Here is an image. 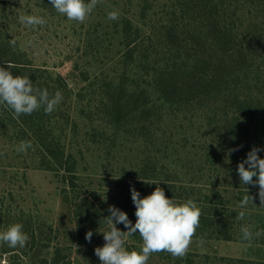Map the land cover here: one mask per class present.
Masks as SVG:
<instances>
[{"label": "rangeland", "instance_id": "1", "mask_svg": "<svg viewBox=\"0 0 264 264\" xmlns=\"http://www.w3.org/2000/svg\"><path fill=\"white\" fill-rule=\"evenodd\" d=\"M187 1L100 0L86 21L79 23L69 21L66 16L56 12L49 0H0V31L6 47L10 52L22 55L30 68L40 69L38 74L43 78H49L50 75L53 78L62 76L72 91L70 97L60 102V108L66 112L64 115L68 114L69 121L65 122L63 117L58 119L59 130L56 135H62L65 156L71 157L75 167L73 172H67L63 168L46 170L41 164L36 145H32L26 153H18L15 149L21 141L7 133H0V231L20 223L23 231L30 237L24 248L11 249L6 244H0V263L100 264L94 250L104 245L103 235L98 231H107L108 225L105 223L95 226L91 219H85L87 212L84 210L87 205L84 198L88 197L103 213L108 214L107 209L111 205L109 198L120 190L117 182L129 181L133 187L136 176L134 170L143 156V148L147 146L141 141L138 132L133 130V126L130 127L129 124L128 128L117 130V125L111 123L110 117L98 111L102 97L106 100V84L111 80L117 82L121 79L124 69L127 51L121 38L124 21L129 20L135 27H139L143 39L147 41L151 33L174 19L173 12L179 17V21H188V17L182 15L181 11L182 4ZM219 4L220 10L225 8L230 17L225 19L231 20L239 31L246 30L252 20L264 27V4L259 6L258 0H221ZM114 10L119 12V19L110 21L107 14ZM21 15H37L46 19L47 23L33 29L19 22ZM12 39L16 41L15 47L9 44ZM150 39L155 42L156 36L152 35ZM261 47L262 45L257 46L258 50ZM257 55H253L257 59L255 66L243 75V82L247 79L254 81L256 76L253 75L262 71L264 57ZM149 56L150 61L159 66H164L165 61L172 65L175 59L167 60L170 56L161 47L155 54L149 53ZM195 62L190 58L180 67L183 66L187 71L193 70ZM136 72L137 77L143 74L139 69ZM132 74L134 75L129 73L128 82L132 80L129 79ZM84 75H88L89 81H84ZM261 75L264 76V71ZM88 82L92 83L89 87ZM82 89L85 96L80 99L78 94ZM155 104L162 112L157 113L156 117L157 120L162 118L156 137L159 151L155 153L154 146L149 147V151L154 152L153 158L155 156L157 166L164 175L154 185L149 181L141 183L142 189L137 190L141 198L150 195L164 180H172L170 182L178 185L193 183L191 178L196 168L194 164L205 160V149L212 153L215 151L216 162H225L224 158L231 162L229 152L220 150L223 148L220 147L223 145L221 136L225 135V130L221 136L216 135L211 133L213 124L210 127L207 123L198 130L201 124L195 117L202 116L203 121L204 112L195 113L187 108L176 111V107L164 100L156 101ZM219 122L214 124L219 125ZM63 127V133H60ZM125 170L129 172L128 177H122ZM225 170L227 169H220L221 172ZM205 173L210 177L203 179L205 183H211L212 177L215 178L217 174L215 167ZM70 177L75 181L74 190ZM219 179L221 184L228 185L226 187L231 192L245 187L239 183L240 188H232L227 183V176L224 180L221 177ZM165 195L170 198L166 191ZM240 196L243 198L244 195ZM174 200L178 203L180 201ZM102 202L107 203V206L101 207ZM239 202L236 200L237 207H233L236 216L242 210L238 206ZM252 206L251 204L247 210L245 220L248 222H256L261 218L259 207ZM131 207L135 209L134 204ZM89 230L93 232L90 243L85 240ZM141 245L142 239L138 233L127 235V250L131 246V251H140ZM188 253L210 256L216 260L225 258L264 262V243H251L249 246L248 242L226 241L216 237L193 238ZM148 264H176V259L169 261L154 253ZM214 264L224 262L215 261Z\"/></svg>", "mask_w": 264, "mask_h": 264}, {"label": "trees", "instance_id": "2", "mask_svg": "<svg viewBox=\"0 0 264 264\" xmlns=\"http://www.w3.org/2000/svg\"><path fill=\"white\" fill-rule=\"evenodd\" d=\"M220 1L188 0L182 4L181 10L182 15L188 17V21L185 19L179 21V17L173 12L174 19L150 34V38L152 35L156 36L155 42L153 38L145 41L140 28L135 27L129 20H125L121 31L122 44L127 49L123 62L124 69L120 75L121 79L117 82L111 80L106 84V100L102 97L98 104L100 107L98 111L110 117L111 123L114 126L117 125V130L128 128L129 124L130 127L133 126V130L138 132L141 141L147 144L134 170L136 176L133 187L136 190L142 189L141 183L144 181L158 183L164 175L161 168L157 166L155 156L153 158L154 152L149 151V147L152 146L156 149L155 153L159 151L156 137L162 118L157 120L156 117L157 113L162 114V112L155 104L156 101L164 100L172 107H176L178 109L176 111L187 108L190 111L194 110L195 113L204 112L203 121H201L202 116L195 117L194 115L201 124L198 130L202 129L205 123L210 127L213 124L211 133L216 135H220L225 130V135H220L223 139V145L220 146L223 148L220 150L224 149L229 152L231 162H228L227 158H224L225 162H221L220 157L217 156L220 161L218 163L215 151L212 153L209 149H205L203 152L205 160L194 164L196 168L191 178L193 183L178 185L168 179L164 180L159 187L163 188L170 198L180 200L179 203L188 199L197 203L201 210L200 226L193 238L216 237L226 241L246 242L242 240L240 232L242 226L252 225L253 232L259 229L264 230V207H260L258 185H247L237 192L234 190L231 192L226 187L228 185L221 184L219 177L224 180L227 176V183H230L232 188H240L238 186L241 183L237 172L238 163L246 158L253 146L264 148V76L261 75L264 66H260L263 68L262 71L253 75L256 76L254 81L247 79L243 82L242 79L243 75L255 66L257 59L253 55L258 54L264 57V27L252 20L246 30L239 31L231 20L225 19V17H230L225 8L220 10ZM258 2L259 6L264 4V0H258ZM260 45L262 47L258 50L257 46L260 47ZM160 47L170 56V58L166 56L167 60L175 58L172 65L165 61L164 66H159L154 64V61H150L149 53L155 54ZM10 51L0 31V66L6 67L14 76L29 77L34 87L47 89L50 96L60 91L63 99L70 97L72 91L65 78L60 75L55 78L51 75L49 78H43L38 74L40 69L30 68L22 55ZM255 51L257 52L253 54ZM190 58L196 61L193 70L187 71L182 68L183 66L180 67ZM136 69L143 73L140 77H137ZM129 73H134L129 77L132 79L130 82H128ZM83 79L89 81L88 75H84ZM91 85L92 83L88 82L87 86ZM83 90L78 94L80 99L85 96ZM60 105L61 103L50 115L45 114L41 108L31 115H21L19 118H16L14 111L6 105H0V133H7L15 140L31 141L32 145H36L41 164L46 170L63 168L67 172H73L75 167L71 157L65 156V148L61 141L62 135H56L59 130L58 119L63 117L65 122L69 121L68 114L64 115L66 112L60 108ZM132 115L135 116L132 117ZM218 121H220L219 125L214 124ZM63 130L64 127L61 128L60 133H63ZM160 134L162 135L163 132ZM152 138L155 139L152 140ZM229 147L230 150L239 147V150L231 152ZM202 148L205 147L202 146ZM258 155L264 158V151ZM213 167L217 174L215 178L212 177L211 183H205L203 179L210 178L205 171ZM222 168L227 170L221 172ZM128 173L125 170L122 177H128ZM70 178L69 181L74 190L75 181L73 177ZM131 184L132 182L129 181H118L119 193L110 197L109 201L112 206L126 212L128 218L132 216L130 221L134 225L136 210L131 207L133 204ZM248 192L254 197L252 207H259L261 212V218L256 222L238 220L236 211L233 209L237 207L236 200H242L240 195H246ZM234 195H238L237 198L232 197ZM84 201L87 205L84 210L87 212L85 219H91L95 226L105 224V218L110 213L108 211V214L103 213L88 197H85ZM250 205L247 210L250 209ZM100 206L106 207L107 203L102 202ZM116 226L122 231L127 230L122 223ZM258 242L264 243V236L252 241V243ZM129 251H131V246H129ZM158 254L169 261L174 259L167 252ZM175 259L176 264H214L215 261L224 262V264H264V262L245 259L220 258L216 260L210 256H199L195 253H187L186 257Z\"/></svg>", "mask_w": 264, "mask_h": 264}, {"label": "clouds", "instance_id": "3", "mask_svg": "<svg viewBox=\"0 0 264 264\" xmlns=\"http://www.w3.org/2000/svg\"><path fill=\"white\" fill-rule=\"evenodd\" d=\"M49 3L56 12L66 16L69 21L83 23L100 0H49ZM107 19L118 20L119 12L115 10L108 12ZM19 22L33 29L47 23L46 19L37 15H21ZM9 44L15 47V39L10 40ZM62 99L60 91L50 96L47 89L34 87L29 77L14 76L6 67L0 66V105H6L13 110L16 118L21 115H31L41 108L45 114L50 115ZM30 148H32L31 141H21L15 150L18 153H26ZM238 150L239 147L230 151ZM261 151H264V148L253 146L246 158L238 163L237 172L243 185H258L260 207H264V158L258 155ZM130 190L136 209V222L133 225L126 212L115 206H109L107 211L110 215L105 218L108 230L98 231L103 235L105 243L94 250L100 264H148L150 256L160 252H167L173 258L186 257L196 230L200 226L201 210L197 203L192 199L178 203L173 198L166 197L164 189L159 186L143 198L134 187ZM253 200L254 197L249 195V192L243 196L238 205L242 209L237 215L238 220H245L248 215L247 207L250 202L254 204ZM120 223L127 231L117 228L116 225ZM252 227V225H244L240 228L242 240L248 242L249 246L254 239L264 236V230L253 232ZM136 233L142 239L140 251H129L125 247L127 235ZM92 236L93 232L89 230L85 240L90 243ZM29 241L30 237L23 231V225L20 223L12 224L6 230L0 231V244H6L11 249L24 248ZM200 242L203 243L202 240Z\"/></svg>", "mask_w": 264, "mask_h": 264}, {"label": "built area", "instance_id": "4", "mask_svg": "<svg viewBox=\"0 0 264 264\" xmlns=\"http://www.w3.org/2000/svg\"><path fill=\"white\" fill-rule=\"evenodd\" d=\"M0 264H10V263L7 261H2Z\"/></svg>", "mask_w": 264, "mask_h": 264}]
</instances>
